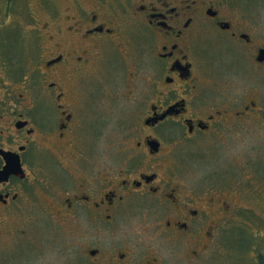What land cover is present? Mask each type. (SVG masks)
Masks as SVG:
<instances>
[{
	"label": "flooded vegetation",
	"instance_id": "af4514ba",
	"mask_svg": "<svg viewBox=\"0 0 264 264\" xmlns=\"http://www.w3.org/2000/svg\"><path fill=\"white\" fill-rule=\"evenodd\" d=\"M16 1L0 0V264L41 240L37 219L65 231L70 264H211L227 222L262 217L245 199L264 197L242 180L193 175L264 117L258 12L240 0H69L53 39L54 0H24L32 24L10 20ZM246 63L252 82L238 87ZM102 88L134 111L103 151Z\"/></svg>",
	"mask_w": 264,
	"mask_h": 264
},
{
	"label": "rangeland",
	"instance_id": "374dc122",
	"mask_svg": "<svg viewBox=\"0 0 264 264\" xmlns=\"http://www.w3.org/2000/svg\"><path fill=\"white\" fill-rule=\"evenodd\" d=\"M26 1L32 4L38 2V0ZM39 1L46 4L45 0ZM240 1L242 5L249 7L250 11L258 12L260 41L264 44V0ZM51 6L54 11L52 12L53 15H43V17L50 27L54 25L52 28L54 39L56 37L55 26L61 27L63 23L67 22L64 17L65 14L71 13L72 7L69 0H54L51 2ZM15 9V13L10 17L12 22L16 23L18 16L20 21H22L21 16H23L25 18L23 19L24 21H30L31 24L35 22V20L30 19L32 16H30L24 0H17ZM39 13L36 15V21L44 22V20L39 18ZM68 22H71V20H68ZM20 30L22 33L27 32L25 27ZM36 34L42 41L41 45H46L43 31H37ZM247 64H244L245 68L237 71L231 83L238 87L251 84L253 73ZM16 80L18 79L14 81ZM256 81L259 93L255 98L264 106V67L260 68L259 74L256 75ZM119 86H121V82L117 80L115 87L119 88ZM117 95H119L118 92ZM113 96L114 94L105 91L103 88L101 89L99 101L101 102V110L104 113V120H102L104 128L102 130L105 133L100 141V149L102 151L110 149L109 144L118 140L121 122L127 121L128 118L129 121H132L134 118L133 109L129 105H125L128 101L122 99L120 95L116 99H113ZM93 145L96 146V140H92L86 131L85 155L88 154L89 147ZM195 166L198 169L196 170L197 174H193L194 176L202 173L206 176H211L214 182L222 184L242 180L246 189L248 188L257 197H264V117L261 116L260 122L243 132L239 139L232 137L226 147H221L214 151L212 155L203 157L198 163H195ZM245 202L255 210L257 209L262 217L251 220L245 219L244 222H227L222 227L224 232L219 244L213 249L211 264H264V203L258 205L256 197L246 198ZM40 221L42 219H37L34 226L38 234L37 226L41 224L42 238L33 249L25 254L22 253L20 264H70L65 231L49 220ZM238 250L242 252L238 254Z\"/></svg>",
	"mask_w": 264,
	"mask_h": 264
},
{
	"label": "trees",
	"instance_id": "16d2710c",
	"mask_svg": "<svg viewBox=\"0 0 264 264\" xmlns=\"http://www.w3.org/2000/svg\"><path fill=\"white\" fill-rule=\"evenodd\" d=\"M237 252H238V254H240V252H242V251L241 250H238Z\"/></svg>",
	"mask_w": 264,
	"mask_h": 264
},
{
	"label": "water",
	"instance_id": "95a60500",
	"mask_svg": "<svg viewBox=\"0 0 264 264\" xmlns=\"http://www.w3.org/2000/svg\"><path fill=\"white\" fill-rule=\"evenodd\" d=\"M261 56L263 57V53L261 54Z\"/></svg>",
	"mask_w": 264,
	"mask_h": 264
}]
</instances>
